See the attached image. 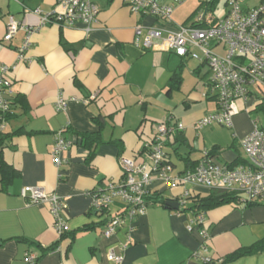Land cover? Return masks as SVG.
Here are the masks:
<instances>
[{
    "label": "crops",
    "instance_id": "obj_1",
    "mask_svg": "<svg viewBox=\"0 0 264 264\" xmlns=\"http://www.w3.org/2000/svg\"><path fill=\"white\" fill-rule=\"evenodd\" d=\"M94 1L100 13L91 33L82 25L41 27L23 51L24 32L11 42L4 40L8 17L39 26V16L26 9L60 11L58 0H0V69L15 67L7 76L12 83L8 96L23 97L3 129L16 135L2 152L8 170L0 171V264H26L29 252L40 257L39 264H116L107 255L123 245V264H264V251L226 261L264 240V204H229L206 212L204 227L209 236L205 240L200 228L188 230L197 215L184 210L210 191L170 188L160 180L149 187L150 206L136 219L133 231L127 223L112 238L104 237L107 217L92 211L90 193L108 181L122 180V157L150 165L149 143L160 125L184 127L170 134L164 146L165 160L173 166V174H179L194 169L212 150L220 164L245 165L240 141L258 120L251 116L257 109L246 113L242 102L240 108L236 104L232 128L197 130L205 116L217 111L216 101L207 95V66L134 45L140 21L175 31L189 21L202 0L175 6L172 22L165 26L133 15L125 0ZM226 15L227 6L222 18L215 11L211 19ZM60 97L69 101L65 112L56 109ZM86 99L88 104L83 103ZM59 133L74 145L63 155L69 164L57 168L51 154ZM85 133L101 135L93 154L81 146L80 135ZM24 187H39L65 199L71 233L58 234L48 206L27 205L21 197ZM161 200L180 203L179 211L154 203ZM110 208L115 215L121 203L114 202Z\"/></svg>",
    "mask_w": 264,
    "mask_h": 264
},
{
    "label": "built area",
    "instance_id": "obj_2",
    "mask_svg": "<svg viewBox=\"0 0 264 264\" xmlns=\"http://www.w3.org/2000/svg\"><path fill=\"white\" fill-rule=\"evenodd\" d=\"M186 1L174 0L172 5H167L157 0H125V5L141 20L152 18L165 26L172 22L175 6ZM257 1V5L247 8L243 4L244 0H227V15L210 27H201L206 16L202 10L175 31L163 26H147L143 21L135 28L134 45L138 49L161 50L180 59L195 60L208 66L207 95L216 101L217 111L205 116L197 130L211 126L232 128L233 118L238 114L235 102L239 99H244L246 104L252 100L257 110L264 108V0ZM58 7L60 11L51 13H45L40 8H27L26 12H33L40 18V25L36 27L19 23L10 15L4 40L11 42L19 32H24L26 38L22 50L25 51L31 44V36L41 27L57 25L76 28L82 25L86 33H91L98 22L100 10L94 0H58ZM20 58L23 59V56ZM13 70L15 67L0 69V110L3 113L11 109L8 90L12 83L7 76ZM94 99L95 96L90 100ZM90 100H83V103L88 104ZM68 102L66 98L60 97L56 104L57 111L65 112ZM249 112L246 109V113ZM0 128L3 130L4 125ZM181 131H184L182 124L176 127H169L167 123L160 125L149 143L150 165L122 157V180L108 181L90 193L92 211L107 217L105 238H112L127 223L130 232L133 231L136 219L145 215L150 206L148 190L155 180L162 181L170 188L194 186L210 192H235L240 194V201L244 204H264V128L259 126L258 121L254 122L252 132L240 141L245 165L232 167L220 164L210 152H206L194 169L173 174V166L165 160L164 146L170 134ZM62 134L57 135L51 154L57 168L69 164L63 155L74 145L73 141L65 140ZM21 197L29 206H48L59 235L71 231L65 216V199L39 187H24ZM114 202L121 203V210L115 215L110 208ZM205 221L206 213L198 214L188 230L192 232L198 227L204 239H208ZM125 249L126 245H123L110 250L107 259L123 264ZM199 254L196 253L197 256ZM202 260L211 262L209 258ZM25 263L39 264L38 256L26 253Z\"/></svg>",
    "mask_w": 264,
    "mask_h": 264
},
{
    "label": "trees",
    "instance_id": "obj_3",
    "mask_svg": "<svg viewBox=\"0 0 264 264\" xmlns=\"http://www.w3.org/2000/svg\"><path fill=\"white\" fill-rule=\"evenodd\" d=\"M218 3H219V0H204V1L202 0L199 8L192 15V17L189 19V21H191L193 19V17L196 14H198L200 11L204 10L205 14H206L205 22L201 27H210V26L215 25L218 21L221 20V19H214V20L211 19L212 14H214L215 11L217 10ZM189 21H187L186 23H188ZM21 99H23V97H20V96H18L15 100L10 98V102H11L10 112L3 113L0 110V127L2 124L5 125L6 122H8L14 116V114H13L14 106L17 105V103H19V101ZM25 102L26 101H24V105H25ZM261 109H262V107H261ZM177 134L182 135V133H177ZM14 135H16V133L6 134L4 132V130H2L0 128V171H4V173L6 170H8V167L5 165L4 160H3V156H2L3 148L5 147L6 143ZM80 138H81V141H80L81 146L84 148H87L91 154H93L94 147L96 145H98L99 143H101V141H102L100 133H91V134L85 133V134H81ZM210 154L211 155L216 154L215 150H212ZM240 198H241V196L239 193L222 191V190H213L210 192V195L206 198L194 199L192 205H190L188 208H186L184 210V212H194L195 215H198L200 213H206L210 210H213V209L220 207V206H223V205L232 204V205L241 207V206H253L256 204V203L244 204L240 201ZM154 203H161L162 205H165L166 200L154 201ZM168 209H170V208H168ZM69 233H71V231ZM69 233H66L65 235H67ZM50 249H52V248H50ZM260 251H264V240L258 242L256 245H254L251 248L239 250V251L233 253L232 255H230L226 259V261H233V260H236L238 258L247 256V255L255 254V253L260 252ZM38 259H40V257H38Z\"/></svg>",
    "mask_w": 264,
    "mask_h": 264
},
{
    "label": "rangeland",
    "instance_id": "obj_4",
    "mask_svg": "<svg viewBox=\"0 0 264 264\" xmlns=\"http://www.w3.org/2000/svg\"><path fill=\"white\" fill-rule=\"evenodd\" d=\"M219 6L216 10V15L220 18H222L224 15H225V7H226V0H219ZM247 8L248 7H254L255 5L258 4V1L257 0H244V3H243ZM221 51V49H219ZM223 53V52H222ZM224 54V53H223ZM195 63H197L198 61H195L193 60ZM199 63V62H198ZM207 66V65H206ZM208 68V66H207ZM207 68L205 69V71L207 70ZM244 103V107L245 109L244 110H253V109H256L255 108V104L252 100H250L247 104L245 102L244 99H239V100H236V104L239 106L240 108V105L241 103ZM251 116L253 117L254 120H258V123H259V126L261 128H264V108L262 109H259V110H256L254 112H252Z\"/></svg>",
    "mask_w": 264,
    "mask_h": 264
},
{
    "label": "water",
    "instance_id": "obj_5",
    "mask_svg": "<svg viewBox=\"0 0 264 264\" xmlns=\"http://www.w3.org/2000/svg\"><path fill=\"white\" fill-rule=\"evenodd\" d=\"M165 205L167 208H170V209L175 210V211H179V209H180V203H177V202L168 201V202H166Z\"/></svg>",
    "mask_w": 264,
    "mask_h": 264
}]
</instances>
